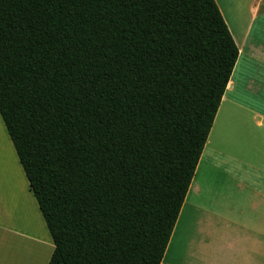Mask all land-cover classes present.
Segmentation results:
<instances>
[{
    "label": "trees",
    "instance_id": "1",
    "mask_svg": "<svg viewBox=\"0 0 264 264\" xmlns=\"http://www.w3.org/2000/svg\"><path fill=\"white\" fill-rule=\"evenodd\" d=\"M239 54L215 0H0V116L49 264H163Z\"/></svg>",
    "mask_w": 264,
    "mask_h": 264
},
{
    "label": "crops",
    "instance_id": "2",
    "mask_svg": "<svg viewBox=\"0 0 264 264\" xmlns=\"http://www.w3.org/2000/svg\"><path fill=\"white\" fill-rule=\"evenodd\" d=\"M215 1L240 54L163 264H264V0ZM6 138L18 175L12 184V168L2 165L0 264L24 263L19 250L6 263L5 243L13 238L46 243L49 264L54 241ZM18 180L23 189L14 185ZM28 204L41 237L31 229ZM187 208L190 218L183 219Z\"/></svg>",
    "mask_w": 264,
    "mask_h": 264
},
{
    "label": "bare ground",
    "instance_id": "3",
    "mask_svg": "<svg viewBox=\"0 0 264 264\" xmlns=\"http://www.w3.org/2000/svg\"><path fill=\"white\" fill-rule=\"evenodd\" d=\"M0 137H6L5 134H4V132L2 130H0ZM8 155H9L8 147L6 145H4L3 143L0 142V170L2 168V165L7 166L8 164H10V161L8 159ZM7 169H8V167H7ZM16 180L15 181H12V184H13V182L16 183ZM20 183L21 182H19V184ZM21 198H22V196H21ZM22 201H23V198H22ZM25 204H26V202L24 203V206H26ZM28 208L27 209L29 210V212H28V210H27V212L30 215H29V217H27L26 215L25 216L27 218H31L30 219L31 220V225L30 226H31V229L33 230V232L35 233V236H36L38 234V233H36V230L39 232V229L40 228L36 229V227H35L36 226L35 225L36 218H35V216H33L32 206L30 204H28ZM19 215H22V213L21 214H18V216ZM18 216L16 215V217H18ZM22 216L25 217L24 214ZM19 218H21V216H19ZM35 242H36L35 244H30V243H27L24 240H20V242H16L14 240L11 241L10 246H8V247L5 248V251H6V254H5L6 263H9L10 262L9 259H11L12 257H15V255H17L16 252L19 250L21 254H18V255H20V258L22 259V262L21 263L24 262L25 264H44L45 263V260L48 257V254H49L48 245L46 243H43L42 244L43 247L42 246H37V245L41 244V242L40 241H37V240H35ZM11 246H12V248L10 250V247ZM40 247H42V248H40Z\"/></svg>",
    "mask_w": 264,
    "mask_h": 264
},
{
    "label": "rangeland",
    "instance_id": "4",
    "mask_svg": "<svg viewBox=\"0 0 264 264\" xmlns=\"http://www.w3.org/2000/svg\"><path fill=\"white\" fill-rule=\"evenodd\" d=\"M0 130H2L3 132H4V134H5V136L6 137H9L8 136V133H7V131H6V128H5V126H4V123H3V121H2V118H1V116H0ZM6 137H0V142L1 143H3L4 145H6L7 147H8V152H9V155H8V159H9V161H10V164H8L7 165V167L8 168H12V170H13V181H15V175L17 176L18 175V172H17V170H16V163L14 162V158H13V156H14V154H13V152H12V150H11V148H10V144H9V141H8V139L6 138ZM20 181V180H19ZM19 181L17 182V184H14V185H18V187H20L21 189H23V187H22V182L19 184ZM15 183V182H14ZM190 201H193V197H191V200ZM190 209L189 208H187V210H186V213H185V215H184V217H183V219L184 218H186L187 217V219H189L190 218V211H189ZM36 218V217H35ZM186 219V220H187ZM39 220H38V218H36V223H35V227H36V229H38V228H41V226H40V223L38 222ZM36 233H38L37 235L39 236L40 235V237L42 236L41 235V232H40V229H39V232L36 230ZM16 241V242H20L19 240H16L15 238H13V239H11V240H6V243H5V247L4 248H6V247H8V246H10V244H11V241ZM24 240V239H23ZM24 241H26L27 243H30V244H35L36 242H34L33 240H30V239H28V240H24ZM43 243L41 242V244H39V245H37V246H42L43 247V245H42ZM36 246V245H35ZM0 247H1V244H0ZM42 247H40V248H42ZM11 248H12V246L10 247V250H11ZM49 255V254H48Z\"/></svg>",
    "mask_w": 264,
    "mask_h": 264
}]
</instances>
